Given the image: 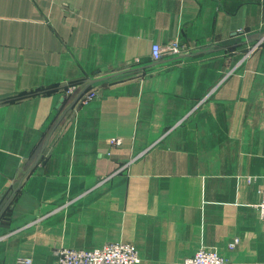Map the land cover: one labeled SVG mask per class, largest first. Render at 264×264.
Instances as JSON below:
<instances>
[{"label":"crops","instance_id":"1","mask_svg":"<svg viewBox=\"0 0 264 264\" xmlns=\"http://www.w3.org/2000/svg\"><path fill=\"white\" fill-rule=\"evenodd\" d=\"M261 37L264 0H0V264L119 241L264 264Z\"/></svg>","mask_w":264,"mask_h":264},{"label":"built area","instance_id":"2","mask_svg":"<svg viewBox=\"0 0 264 264\" xmlns=\"http://www.w3.org/2000/svg\"><path fill=\"white\" fill-rule=\"evenodd\" d=\"M264 41L261 37L252 47L249 48L248 56ZM181 46L176 40H169L163 44L154 42L151 44L150 55L154 62H159L164 58L176 57L181 54ZM99 86L93 84L83 93L78 102L86 104L98 96ZM74 89V86L67 84L66 92L69 93ZM110 146H119L121 144L120 138H113L110 141ZM125 167V166H124ZM123 167V168H124ZM259 216L264 220V188L261 190V199L258 204ZM237 243L229 245L230 248L235 247ZM56 264H138L140 262L136 248L128 242H109L99 248L94 249H76L70 247H62L56 251ZM17 264H33L31 258H20ZM183 264H229L225 258L217 251L206 247H199L195 253L185 258Z\"/></svg>","mask_w":264,"mask_h":264},{"label":"trees","instance_id":"3","mask_svg":"<svg viewBox=\"0 0 264 264\" xmlns=\"http://www.w3.org/2000/svg\"><path fill=\"white\" fill-rule=\"evenodd\" d=\"M70 84V83H69ZM51 89H48L47 91L45 90V91H33V92H27V93H25V94H22V95H20V96H17V97H15L14 99H18V98H23V97H26V96H30V95H33V94H36V93H43V92H49Z\"/></svg>","mask_w":264,"mask_h":264},{"label":"rangeland","instance_id":"4","mask_svg":"<svg viewBox=\"0 0 264 264\" xmlns=\"http://www.w3.org/2000/svg\"><path fill=\"white\" fill-rule=\"evenodd\" d=\"M254 44H255V43H253L251 46L248 47V49H247V53H248L249 48L252 47ZM259 47H260V45H259ZM259 47H258V48H259ZM258 48H257V49H258ZM257 49H256V50H257ZM254 51H255V50H254ZM254 51H253V52H254ZM253 52H252V53H253ZM247 53H246V55H247ZM252 53H250L249 55H251ZM249 55H248V56H249ZM114 138L116 139V137H114ZM111 139H113V138H110L109 142L111 141ZM109 145H110V144H109ZM257 207H258V206H257ZM203 247H204V246H203ZM205 247H206V246H205ZM206 248H207V247H206ZM23 257H24V256H23ZM24 258H28V257H24ZM19 259H20V258H18L17 260H15V264L18 263L17 261H18ZM183 261H184V260H183ZM32 262H33V260H32ZM182 264H183V262H182Z\"/></svg>","mask_w":264,"mask_h":264},{"label":"water","instance_id":"5","mask_svg":"<svg viewBox=\"0 0 264 264\" xmlns=\"http://www.w3.org/2000/svg\"><path fill=\"white\" fill-rule=\"evenodd\" d=\"M95 82V81H94Z\"/></svg>","mask_w":264,"mask_h":264}]
</instances>
